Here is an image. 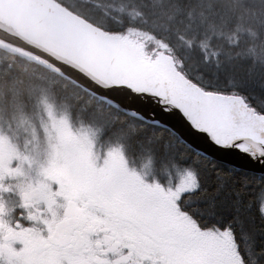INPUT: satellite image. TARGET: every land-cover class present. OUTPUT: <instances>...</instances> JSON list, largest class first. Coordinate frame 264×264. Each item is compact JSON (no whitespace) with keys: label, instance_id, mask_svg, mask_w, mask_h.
I'll return each mask as SVG.
<instances>
[{"label":"snow or ice","instance_id":"1","mask_svg":"<svg viewBox=\"0 0 264 264\" xmlns=\"http://www.w3.org/2000/svg\"><path fill=\"white\" fill-rule=\"evenodd\" d=\"M24 4L0 27V264H264L241 26L205 0Z\"/></svg>","mask_w":264,"mask_h":264},{"label":"trees","instance_id":"2","mask_svg":"<svg viewBox=\"0 0 264 264\" xmlns=\"http://www.w3.org/2000/svg\"><path fill=\"white\" fill-rule=\"evenodd\" d=\"M213 10L224 16L232 25L239 24L241 32L232 33V39H239L249 49L246 65L259 68L264 62V0H205ZM199 11V8H197ZM219 24V19L217 20ZM193 54V53H189ZM158 179L163 183V178Z\"/></svg>","mask_w":264,"mask_h":264},{"label":"water","instance_id":"3","mask_svg":"<svg viewBox=\"0 0 264 264\" xmlns=\"http://www.w3.org/2000/svg\"><path fill=\"white\" fill-rule=\"evenodd\" d=\"M30 19V13L25 7L24 0H0V20L4 21V24H0V27L11 24L13 29H16L28 23ZM17 34L23 35L20 31ZM24 38H27V36H24ZM237 163H243V161H237Z\"/></svg>","mask_w":264,"mask_h":264},{"label":"rangeland","instance_id":"4","mask_svg":"<svg viewBox=\"0 0 264 264\" xmlns=\"http://www.w3.org/2000/svg\"><path fill=\"white\" fill-rule=\"evenodd\" d=\"M149 178H150V181H151V180L153 179V176H149ZM155 179L158 180L159 182H161V181L158 179V176H157V175L155 176ZM161 183H162V182H161Z\"/></svg>","mask_w":264,"mask_h":264},{"label":"flooded vegetation","instance_id":"5","mask_svg":"<svg viewBox=\"0 0 264 264\" xmlns=\"http://www.w3.org/2000/svg\"><path fill=\"white\" fill-rule=\"evenodd\" d=\"M149 181H150V178L148 177Z\"/></svg>","mask_w":264,"mask_h":264}]
</instances>
